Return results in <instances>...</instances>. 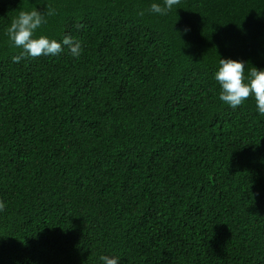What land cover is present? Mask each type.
<instances>
[{"label":"trees","instance_id":"trees-1","mask_svg":"<svg viewBox=\"0 0 264 264\" xmlns=\"http://www.w3.org/2000/svg\"><path fill=\"white\" fill-rule=\"evenodd\" d=\"M153 3L0 0V264H264V116L214 79L264 69V0ZM36 9L78 57L13 62Z\"/></svg>","mask_w":264,"mask_h":264},{"label":"clouds","instance_id":"clouds-1","mask_svg":"<svg viewBox=\"0 0 264 264\" xmlns=\"http://www.w3.org/2000/svg\"><path fill=\"white\" fill-rule=\"evenodd\" d=\"M180 0H164L163 7L153 3L151 11L156 14L165 15L178 5ZM48 15L54 14L49 10ZM45 23V16L39 10L21 11L16 19L7 28V36L15 47L22 50V55L12 57L14 63H18L22 56L27 55L33 58L44 56H57L64 48H68L73 56L81 54L82 46L78 41L70 37H64L61 41L50 39L47 36L34 37V33ZM187 29H185V32ZM245 62L232 58L219 60L218 70L214 79L220 86L219 99L235 109L244 104L252 97L255 101L256 111L259 116H264V69L253 67L245 75ZM5 203L0 201V212L4 210ZM103 264H120L119 256H101Z\"/></svg>","mask_w":264,"mask_h":264}]
</instances>
